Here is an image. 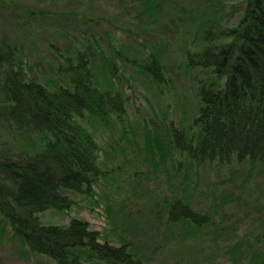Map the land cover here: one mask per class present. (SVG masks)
Here are the masks:
<instances>
[{
  "label": "trees",
  "instance_id": "1",
  "mask_svg": "<svg viewBox=\"0 0 264 264\" xmlns=\"http://www.w3.org/2000/svg\"><path fill=\"white\" fill-rule=\"evenodd\" d=\"M166 1L141 0L136 19L163 26L167 12L175 15ZM228 7L239 14L235 25L232 17L225 20ZM196 9L187 12L185 25L192 44L181 50L192 102L180 121L162 112L142 120L140 143L129 133L121 69L135 70L148 90L154 87L162 95L175 83L164 49L146 51L143 45L133 57L125 49L108 53L93 31H86L91 41L65 40L62 48L50 42L52 61L33 65L19 47V34L32 40L36 20L63 22L72 13L50 14L0 0V128L12 135L10 142L0 141V240L9 236L26 257L53 264H155L156 249H185L200 235L215 240L227 232L223 220H215L223 214L201 202L214 188L205 174L212 164L249 165L240 170L245 184L253 173L264 174V0L231 6L207 0ZM89 18L94 22L82 17ZM57 35L68 37L52 31ZM100 130L129 134L128 146H103L95 136ZM106 188L128 195L113 202ZM79 197L90 211L103 210L108 231L71 216ZM218 201L220 210L226 201L222 196ZM48 211L69 217L68 224L44 222ZM259 227L264 247V217ZM147 228L159 244L144 241Z\"/></svg>",
  "mask_w": 264,
  "mask_h": 264
},
{
  "label": "rangeland",
  "instance_id": "2",
  "mask_svg": "<svg viewBox=\"0 0 264 264\" xmlns=\"http://www.w3.org/2000/svg\"><path fill=\"white\" fill-rule=\"evenodd\" d=\"M206 1L167 0L166 5H172L175 15L170 17L171 12H167L168 20L164 21L163 26L161 24L158 27L156 26L158 23L146 20L143 25L136 19L137 17L135 16L140 11L139 6L142 5L140 4L141 0H17L27 9L33 8L36 11H46L50 14L72 13L63 22L61 20L54 21L55 18L49 19V17L44 18L43 22L41 19L36 20L37 24L35 25L36 28L32 40V36H25L20 33L17 41L21 50H24L25 56L30 55L33 65L37 63L46 65L47 62L52 61L54 58L53 53L47 48L50 42H54L62 48L65 40L71 42H81L82 39L91 41L93 36L91 37V34L86 31H93L99 38V45L108 53H113V49H125L129 52L127 54L133 57L138 51L145 49L146 51H151L156 46L159 50L164 49L166 63L175 83L165 87L162 95L154 87L148 90L146 83L141 81L135 70L131 68L126 70V66L121 69L125 75L120 82L123 87L125 86L123 91L128 95L126 107L128 111L127 123L130 126L129 133L142 143V120L146 118L145 120L149 121L154 114L162 112L163 116L169 115L170 119L173 118L175 121H180L185 113V108L192 102L193 91L190 87L192 84L189 77L186 78L185 76L184 58L181 50L182 48L190 47L192 44V35H188L189 30L185 26L189 23L187 12L190 13L191 11L196 14L199 10H195V8L204 5ZM217 1L227 6L235 3L240 5L243 2V0ZM224 13L227 15L225 20L228 21L232 17L230 23L235 25L239 18L238 12L234 14L232 8L228 7ZM86 16L92 17L94 22L90 18L83 20L82 17ZM172 20L174 21L172 22ZM35 22L32 21L34 24ZM41 25H43V31L38 30ZM52 31L63 32L68 37H58V35L52 37ZM22 37H28V39L26 40V38L23 39ZM123 80L124 82H122ZM120 132L118 130L117 135L111 136L104 130H100L96 132L95 136L99 139L100 144L106 147L110 144H113L114 148L128 146L125 142H127L129 134L126 137ZM11 136L10 133L0 128V141L10 142L7 139H10ZM115 141L120 144L117 143L115 145ZM122 151H125V148L118 154H122ZM112 153L110 152L109 154L111 155ZM116 153L114 154L116 155ZM129 157H132L130 152ZM103 160L106 161L105 158ZM248 167L249 165H244L243 167L237 165L235 167H218L212 164L211 167L206 169L205 175L206 177L208 176L207 181L209 183L207 185L214 186L213 190H210L213 194L210 198L202 199V201L200 198V201L213 210L218 211V215L223 214L222 218H215V220L219 222L218 224L223 220L222 222L227 227V232L219 235L215 240L211 237L200 235V238L187 242L185 249L175 245H168L164 249H156L153 253L151 252V257H153L155 264H264V247L258 240V236L262 233L261 227H259L260 219L264 217V212H262L264 210V174L257 175L253 173L250 176L251 183L245 184L246 178L242 176L243 172L240 170L246 172L249 169ZM128 171L131 173V170ZM127 176L124 178L128 181L130 178ZM103 185H105L104 182L101 183V187L98 190L100 194L105 191ZM243 185H246L248 190L245 193L243 191L239 192L241 194H237V189ZM123 187L125 189L128 188L125 184H123ZM215 187L218 189L217 193ZM108 189L106 188L107 194L113 197V202L123 201L125 196L128 195V193L125 194V190L117 192L115 188ZM221 196L226 202L224 207L219 210L221 203L218 200ZM77 199L78 206L73 207L71 216L87 220L93 229L104 232L110 229L111 226L103 210L96 208L90 211V209H87L88 203H85L80 197ZM240 199L242 204H240ZM131 210L134 214L138 213L135 209ZM42 218L46 223L60 225H67L70 220L69 217L55 211L44 213ZM235 221H238V224H235ZM142 226L147 227L146 225ZM147 230L149 231L148 228ZM149 233L150 235L145 237L144 241L148 244L157 243L155 240L156 232L151 230ZM0 264L53 263L40 257H26L24 252H21L20 245L11 241L9 236H5L0 240Z\"/></svg>",
  "mask_w": 264,
  "mask_h": 264
}]
</instances>
